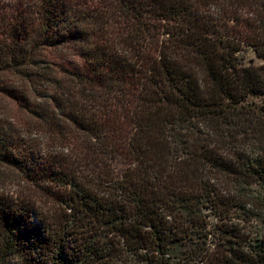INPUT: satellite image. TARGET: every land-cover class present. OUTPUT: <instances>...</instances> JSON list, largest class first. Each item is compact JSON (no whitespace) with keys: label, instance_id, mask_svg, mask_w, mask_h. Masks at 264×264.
<instances>
[{"label":"trees","instance_id":"trees-1","mask_svg":"<svg viewBox=\"0 0 264 264\" xmlns=\"http://www.w3.org/2000/svg\"><path fill=\"white\" fill-rule=\"evenodd\" d=\"M4 1L0 264H264V0Z\"/></svg>","mask_w":264,"mask_h":264},{"label":"rangeland","instance_id":"rangeland-1","mask_svg":"<svg viewBox=\"0 0 264 264\" xmlns=\"http://www.w3.org/2000/svg\"><path fill=\"white\" fill-rule=\"evenodd\" d=\"M5 4H10L12 1L11 0H5L4 1ZM240 56L242 57V59L244 60L245 63H250L251 61H254L257 64H264V58L260 57L257 55V53L254 51L253 48L251 47H245L244 50L240 53ZM9 80H14L13 78H9ZM5 95L0 94V103L2 104V108H5L6 103H4V100H7L6 97H4ZM9 100V99H8ZM7 100V103H8ZM248 102L252 103L254 102L255 104H260L262 102V98L259 96H251L248 99ZM11 108H13V106L9 105ZM7 106L6 108L9 109ZM17 113H18V108H17Z\"/></svg>","mask_w":264,"mask_h":264}]
</instances>
